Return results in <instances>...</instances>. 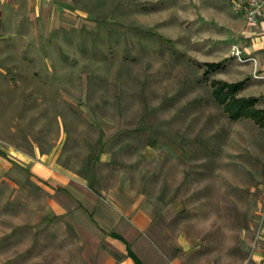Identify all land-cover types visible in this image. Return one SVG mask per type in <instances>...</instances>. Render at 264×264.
Wrapping results in <instances>:
<instances>
[{
    "label": "rangeland",
    "instance_id": "rangeland-1",
    "mask_svg": "<svg viewBox=\"0 0 264 264\" xmlns=\"http://www.w3.org/2000/svg\"><path fill=\"white\" fill-rule=\"evenodd\" d=\"M210 6L72 0L66 28L23 16L21 34L0 42V264L100 261L26 168L36 152L101 187L125 174L136 196L160 204L168 243L186 237L185 264L248 258L264 126L231 121L213 98L224 74L205 77L204 64L233 60L239 42Z\"/></svg>",
    "mask_w": 264,
    "mask_h": 264
},
{
    "label": "crops",
    "instance_id": "crops-1",
    "mask_svg": "<svg viewBox=\"0 0 264 264\" xmlns=\"http://www.w3.org/2000/svg\"><path fill=\"white\" fill-rule=\"evenodd\" d=\"M231 1L210 0L213 14L225 19L236 32L239 43L234 47L240 49L243 59L240 61L231 52L233 60L222 62L220 70L224 78L219 81L245 82L238 98H256V107L264 110V23L248 26L233 11ZM71 6L72 0H0V42L21 34L23 16H27L29 24H42L45 30L66 28L73 14ZM23 157L18 159L24 161ZM25 166L49 193L52 210L64 217L80 239L90 244L91 254L99 256L98 264H135L128 257L129 250L143 264L188 261V255L182 252L187 251L186 237L180 234L176 247L168 243V221L159 219L160 204L136 196L125 174H120L113 185L101 187L61 167L53 161V155L41 156L38 152ZM256 225L255 242L242 264H264V201ZM104 244L106 249H101Z\"/></svg>",
    "mask_w": 264,
    "mask_h": 264
},
{
    "label": "trees",
    "instance_id": "trees-1",
    "mask_svg": "<svg viewBox=\"0 0 264 264\" xmlns=\"http://www.w3.org/2000/svg\"><path fill=\"white\" fill-rule=\"evenodd\" d=\"M162 40L170 43L165 38H162ZM222 66V62L204 64V67L206 68L204 76L208 77L210 73L220 70ZM244 85L245 82L229 84L222 81H212L211 87L213 98L219 105L223 106L231 121L247 119L264 126V110L256 107L258 100L256 98H238V94ZM100 146L101 143H99V147ZM90 159L92 161H97V153H93ZM128 257L132 259L135 264H143L131 250L128 252Z\"/></svg>",
    "mask_w": 264,
    "mask_h": 264
},
{
    "label": "built area",
    "instance_id": "built-area-1",
    "mask_svg": "<svg viewBox=\"0 0 264 264\" xmlns=\"http://www.w3.org/2000/svg\"><path fill=\"white\" fill-rule=\"evenodd\" d=\"M233 11L242 16L248 26L264 23V0H232ZM232 55L242 61V52L233 47Z\"/></svg>",
    "mask_w": 264,
    "mask_h": 264
}]
</instances>
